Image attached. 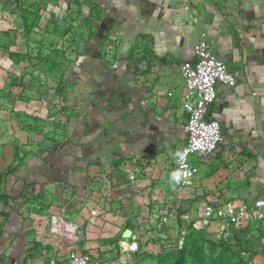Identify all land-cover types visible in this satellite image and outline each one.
Instances as JSON below:
<instances>
[{
    "label": "crops",
    "instance_id": "crops-1",
    "mask_svg": "<svg viewBox=\"0 0 264 264\" xmlns=\"http://www.w3.org/2000/svg\"><path fill=\"white\" fill-rule=\"evenodd\" d=\"M97 1L117 24L145 32L158 58H172L179 65L193 64L192 46L200 40L210 45L212 54L234 77L232 86L216 85L215 99L207 109V118L220 122V142L211 153L189 156L193 176L187 186L178 187L171 148L178 151L185 140L183 82L181 77L179 87L168 82L178 100L181 121L159 123L151 118L147 133L155 130V125L169 132L172 143L164 149L169 161L163 164L158 159L154 165H147L148 160L141 156L145 151L138 150L130 160L123 161L119 171L105 173L101 193L115 201L114 210L97 215L96 207L91 211L94 217L86 210L83 215L73 211L74 196L68 203L52 190L58 183L74 189L76 183L69 177V169L89 164L98 151L68 150L76 154L72 158L59 151L54 157L11 167H7L3 151L0 197L7 196L8 204L0 200V264H68L72 251L85 255L89 264H105L101 257H90L106 249L104 241L90 238L92 230L106 227H110L107 234L123 238L118 241L123 245L133 237L140 246L143 235L175 240L181 229L188 231L191 224L217 237L220 222L205 221L204 205L224 213L264 192V0ZM164 102L165 98L158 97L159 105ZM158 137H149L148 144L153 147ZM59 160L68 163L65 166ZM129 175H133L132 180ZM12 203L16 208H11ZM161 214L170 217L167 225L159 223ZM92 219L98 227L90 225ZM112 219L115 224L110 226Z\"/></svg>",
    "mask_w": 264,
    "mask_h": 264
},
{
    "label": "rangeland",
    "instance_id": "rangeland-1",
    "mask_svg": "<svg viewBox=\"0 0 264 264\" xmlns=\"http://www.w3.org/2000/svg\"><path fill=\"white\" fill-rule=\"evenodd\" d=\"M114 21L97 0H0V156L5 151L11 167L59 151L71 158L76 154L68 150L98 151L89 164L69 169L74 189L58 183L52 190L68 203L74 196L73 211L91 217L96 207L97 215L114 210L115 201L101 193L105 173L119 171L138 150L147 165L169 161V132L155 125L147 133L150 119L181 121L168 87L180 86V65L153 54L145 32ZM157 134L152 147L149 137ZM109 229L92 230L90 238L104 241L106 249L90 257L105 264H264V223L240 226L228 244L192 224L179 246L173 238L143 235L135 253Z\"/></svg>",
    "mask_w": 264,
    "mask_h": 264
},
{
    "label": "built area",
    "instance_id": "built-area-1",
    "mask_svg": "<svg viewBox=\"0 0 264 264\" xmlns=\"http://www.w3.org/2000/svg\"><path fill=\"white\" fill-rule=\"evenodd\" d=\"M194 55L193 64H182L179 74L183 82V95L181 107L185 111V122L183 131L185 133L184 143L174 156L175 177L178 187L187 186L193 176V169L189 156L194 153H211L221 139L220 122L216 119L207 118V109L216 96V85L223 84L232 86L233 75L226 69L224 63L216 58L210 45L203 40L197 41L192 46ZM133 179V175H129ZM202 216L206 222L217 220L220 222V234L217 239L229 235L230 227H240L247 223L264 221V192L248 204L239 205L235 209L226 212H216L211 205H204ZM170 217L161 214L159 223L167 225ZM188 231L181 229L176 237V244L181 245ZM139 249L138 243L132 240L125 243V250L135 253ZM68 264H89L85 255L72 251L68 255Z\"/></svg>",
    "mask_w": 264,
    "mask_h": 264
},
{
    "label": "trees",
    "instance_id": "trees-1",
    "mask_svg": "<svg viewBox=\"0 0 264 264\" xmlns=\"http://www.w3.org/2000/svg\"><path fill=\"white\" fill-rule=\"evenodd\" d=\"M0 200H1V202H2V204L3 205H7L8 204V202L6 201L7 200V196H2V197H0ZM11 206V208L13 209V208H16V207H14V203H12V205H10ZM3 214V213H2ZM7 214H5V221L7 220ZM238 228L239 227H230V232H229V235L227 236V237H225V238H220V239H218V242L217 243H220V244H228L229 242H231V241H233L234 240V238L236 237V234L238 233ZM197 231H199L200 233H204V229L202 228V229H196ZM189 233L190 232H187L186 233V235L184 236V238H183V241H182V243L185 241V239L189 236Z\"/></svg>",
    "mask_w": 264,
    "mask_h": 264
}]
</instances>
